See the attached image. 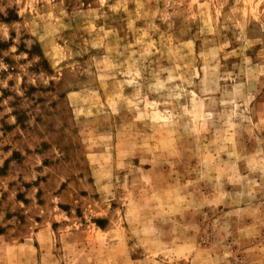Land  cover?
<instances>
[{"label":"rangeland","instance_id":"obj_1","mask_svg":"<svg viewBox=\"0 0 264 264\" xmlns=\"http://www.w3.org/2000/svg\"><path fill=\"white\" fill-rule=\"evenodd\" d=\"M0 264H264V0H0Z\"/></svg>","mask_w":264,"mask_h":264}]
</instances>
